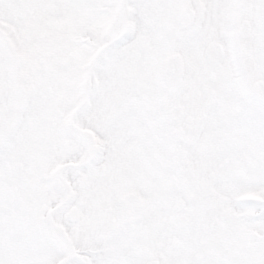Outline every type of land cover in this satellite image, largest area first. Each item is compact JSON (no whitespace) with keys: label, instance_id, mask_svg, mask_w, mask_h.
<instances>
[{"label":"snow or ice","instance_id":"1","mask_svg":"<svg viewBox=\"0 0 264 264\" xmlns=\"http://www.w3.org/2000/svg\"><path fill=\"white\" fill-rule=\"evenodd\" d=\"M0 264H264V0H0Z\"/></svg>","mask_w":264,"mask_h":264}]
</instances>
